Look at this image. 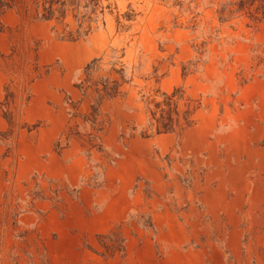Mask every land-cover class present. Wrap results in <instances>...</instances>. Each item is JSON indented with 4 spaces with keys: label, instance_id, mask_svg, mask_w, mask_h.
Masks as SVG:
<instances>
[{
    "label": "rangeland",
    "instance_id": "rangeland-1",
    "mask_svg": "<svg viewBox=\"0 0 264 264\" xmlns=\"http://www.w3.org/2000/svg\"><path fill=\"white\" fill-rule=\"evenodd\" d=\"M228 1L108 0L105 24L78 42L16 9L0 16V264H149L148 246L164 253L153 226L165 210L231 264H264V24L221 19ZM129 9L137 17L120 32ZM112 49L131 83L104 108V153L78 140L59 151L75 83ZM177 87L201 102L194 125L143 137L141 96Z\"/></svg>",
    "mask_w": 264,
    "mask_h": 264
},
{
    "label": "trees",
    "instance_id": "trees-1",
    "mask_svg": "<svg viewBox=\"0 0 264 264\" xmlns=\"http://www.w3.org/2000/svg\"><path fill=\"white\" fill-rule=\"evenodd\" d=\"M105 2L108 0H0V16L7 10L16 9L23 18L51 23L52 32L58 39L78 42L105 24L106 14L112 12V5ZM219 13L221 19L238 15L247 18L253 25L264 24V0H231L222 5ZM136 17L137 14L131 9L123 14L118 13V31H129L131 26L127 23ZM117 54L118 50L112 49L108 59L105 55L95 58L83 69L74 85L79 92V100L70 97L67 100L69 120L56 144L59 151L67 148L73 140H78L87 154L91 155L93 151L104 153L102 135L109 125L104 108L113 100L126 96L125 87L131 83L123 61V50L120 56ZM198 62L184 67V73ZM141 98L147 115L146 130L142 133L145 138L151 134H182L194 125L195 115L201 107V102L188 95L184 87L174 88L172 92L157 89ZM11 101V96L7 95L1 105L8 109ZM83 106L85 112H82ZM10 114L8 110L4 112L9 121ZM106 159L108 163L112 161L108 154ZM99 178L100 173H94L91 184L97 185ZM116 233L112 231L103 238L112 237ZM123 248V245L105 247L111 254L123 251Z\"/></svg>",
    "mask_w": 264,
    "mask_h": 264
},
{
    "label": "crops",
    "instance_id": "crops-1",
    "mask_svg": "<svg viewBox=\"0 0 264 264\" xmlns=\"http://www.w3.org/2000/svg\"><path fill=\"white\" fill-rule=\"evenodd\" d=\"M238 207L229 206L228 208L230 215L234 218L237 215ZM160 216H162L160 221L154 222L153 230L156 231L157 242L162 244L161 250L164 253L162 256H156L153 246H148L152 255L149 264H231L227 260L224 245L210 241H206V243L196 241V236L192 231L181 222L178 215L170 210L163 211ZM233 223L234 232L230 234L241 233L239 224L235 221ZM110 229L107 228L104 231L107 232ZM193 241L199 247L189 246ZM233 246L235 245L233 244Z\"/></svg>",
    "mask_w": 264,
    "mask_h": 264
}]
</instances>
